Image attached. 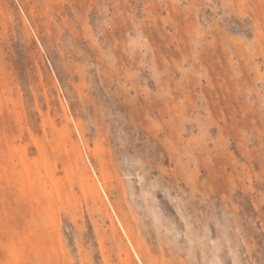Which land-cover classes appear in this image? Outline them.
I'll use <instances>...</instances> for the list:
<instances>
[{"label":"rangeland","instance_id":"obj_1","mask_svg":"<svg viewBox=\"0 0 264 264\" xmlns=\"http://www.w3.org/2000/svg\"><path fill=\"white\" fill-rule=\"evenodd\" d=\"M0 264H264V0H0Z\"/></svg>","mask_w":264,"mask_h":264}]
</instances>
